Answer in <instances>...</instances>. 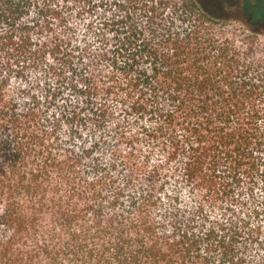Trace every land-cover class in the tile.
<instances>
[{"label": "trees", "instance_id": "16d2710c", "mask_svg": "<svg viewBox=\"0 0 264 264\" xmlns=\"http://www.w3.org/2000/svg\"><path fill=\"white\" fill-rule=\"evenodd\" d=\"M259 34L205 0H0V264H264Z\"/></svg>", "mask_w": 264, "mask_h": 264}, {"label": "rangeland", "instance_id": "374dc122", "mask_svg": "<svg viewBox=\"0 0 264 264\" xmlns=\"http://www.w3.org/2000/svg\"><path fill=\"white\" fill-rule=\"evenodd\" d=\"M205 4L213 13L230 14L244 20L252 31L260 33L258 44L264 51V0H205Z\"/></svg>", "mask_w": 264, "mask_h": 264}]
</instances>
